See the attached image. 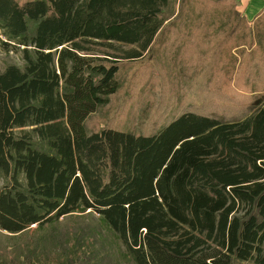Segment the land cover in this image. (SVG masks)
<instances>
[{
	"label": "trees",
	"instance_id": "obj_1",
	"mask_svg": "<svg viewBox=\"0 0 264 264\" xmlns=\"http://www.w3.org/2000/svg\"><path fill=\"white\" fill-rule=\"evenodd\" d=\"M174 1L0 0V44L24 62L0 72V230L89 211L134 264H264V8L248 21L234 0H176L166 14ZM156 47L175 74L209 72L212 91L239 61L235 96L209 90L150 130L89 127L120 66Z\"/></svg>",
	"mask_w": 264,
	"mask_h": 264
},
{
	"label": "rangeland",
	"instance_id": "obj_2",
	"mask_svg": "<svg viewBox=\"0 0 264 264\" xmlns=\"http://www.w3.org/2000/svg\"><path fill=\"white\" fill-rule=\"evenodd\" d=\"M177 8L178 2L175 0L166 14H175ZM248 23L250 25L251 22ZM86 46L98 57H105L104 54L120 56L125 49L120 46L115 48ZM113 46L117 45L113 44ZM155 49L156 52L147 54L140 62L120 66L116 77L119 83L118 91L109 97L107 105L90 116L87 124L89 127L99 129L107 125L112 127L117 125L133 127L135 132H138L140 127L150 130L160 122V118L165 117L172 108H175L177 103L190 105L191 108L198 104L197 107L200 108V104L205 99L203 93L212 91L209 72L201 75L199 68L194 67L187 74L180 72L175 74L176 64H166L165 58L162 59L161 56L163 50L157 47ZM23 64L20 49L0 44V72L9 65L21 69ZM200 65L204 68L203 64ZM218 66L224 67L225 64ZM238 69L239 61L238 64L233 65L231 78L222 76L225 70L219 69L213 79L215 87L211 93L218 95L221 88V94L235 96L232 87L227 86L234 81ZM252 80L258 83L260 78L252 72ZM245 88L252 90L251 85ZM216 96L214 95V100ZM208 102L212 103V99L210 98ZM237 102H239L237 98L229 100V103ZM169 103L171 107L164 108ZM151 115L154 116V120L146 122L147 116ZM7 183L8 177L0 169V188ZM0 264L134 263L126 256L121 241L101 217L86 211L67 215L40 227L34 225L18 233L0 230ZM233 264L253 263L234 260Z\"/></svg>",
	"mask_w": 264,
	"mask_h": 264
},
{
	"label": "crops",
	"instance_id": "obj_3",
	"mask_svg": "<svg viewBox=\"0 0 264 264\" xmlns=\"http://www.w3.org/2000/svg\"><path fill=\"white\" fill-rule=\"evenodd\" d=\"M236 10L248 21H251L256 14L264 8V0H234Z\"/></svg>",
	"mask_w": 264,
	"mask_h": 264
}]
</instances>
